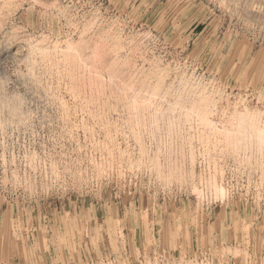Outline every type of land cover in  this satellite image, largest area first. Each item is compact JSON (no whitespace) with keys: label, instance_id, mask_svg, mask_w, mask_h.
Returning a JSON list of instances; mask_svg holds the SVG:
<instances>
[{"label":"rangeland","instance_id":"1","mask_svg":"<svg viewBox=\"0 0 264 264\" xmlns=\"http://www.w3.org/2000/svg\"><path fill=\"white\" fill-rule=\"evenodd\" d=\"M0 87V264H264V0H0Z\"/></svg>","mask_w":264,"mask_h":264},{"label":"bare ground","instance_id":"2","mask_svg":"<svg viewBox=\"0 0 264 264\" xmlns=\"http://www.w3.org/2000/svg\"><path fill=\"white\" fill-rule=\"evenodd\" d=\"M247 10H248V9H247ZM97 34H98V33H97ZM98 37H100L99 34H98ZM100 38H101V37H100ZM101 40L103 41V39H101ZM100 42H101V41H100ZM94 43H95V42H94ZM104 44H105V43H104ZM71 45H72V44H71ZM71 45H70V46H71ZM91 45H92V43H91ZM93 45H94V44H93ZM93 45H92V46H93ZM105 45H106V44H105ZM70 46L68 45V46H66V47L69 48ZM95 46H96V45H95ZM103 46H104V45H103ZM103 46H102V47H103ZM66 47H65V48H66ZM104 47H105V46H104ZM99 48H100V47H99ZM105 48H106V50L108 49L107 46H106ZM63 49H64V48H63ZM63 49H62V50H63ZM86 49H89V51H90V48L87 47ZM93 49H94V48H93ZM96 49H97V47H96ZM62 50H61V52H63ZM68 50H70V49H67L66 51H68ZM71 50H72V48H71ZM97 50H98V49H97ZM103 50H104V49H103ZM108 50H109V49H108ZM64 51H65V50H64ZM66 51H65V55H66ZM89 51L87 50V53H89ZM91 51H92V49H91ZM94 51H96V50H94ZM114 51L116 52L117 49H116V50H113V53H115ZM118 51H119V50H118ZM68 52H69V51H68ZM85 52H86V50H85ZM85 52H84V54H85ZM92 52H93V51H92ZM92 52H91V53H92ZM101 52H103V51H101ZM104 52H105V50H104ZM95 53H96V52H94L93 54L95 55ZM97 53H98V52H97ZM106 53H107V52H106ZM118 53H119V52H118ZM118 53H116V54H118ZM58 54H59V53H58ZM73 54H75V53H73ZM77 54H78V53H77ZM93 54H92V55H93ZM107 54H108V53H107ZM56 55H57V54H56ZM75 55H76V54H75ZM92 55H91V56H92ZM101 55H102V54H101ZM103 55H104V53H103ZM57 56H58V55H57ZM85 56H86V55H84V57H85ZM87 56L89 57V59H88L87 57H86V58H82V59H84V60H85V59H88V60H89V63H91V62H90V56H89V54H88ZM96 56H98V55H96ZM96 56H94V58H95ZM106 56H108V55H106ZM111 56L114 58L113 54H112ZM61 57H62V56H61ZM79 57H82L81 54L79 55ZM99 57H100V54H99ZM103 57H104V56H103ZM103 57H102V58H103ZM118 57H119V56H118ZM118 57L115 56V58H118ZM53 58H55V57H53ZM58 58H60V57H58ZM63 58H64V57H62V61H63ZM65 58H66V59H65ZM65 58H64L65 63H67V65H66L65 68L68 70V72H65L66 69L64 68V69H65V70H64V73H68V74H69L68 77L70 76L69 79L71 78V79L73 80V83H74L75 87H74V85H73V86L71 85V86H72V89H70V88H69V89H70V90H73V91H71V92H73V93L76 94L77 92H79V90H78L77 88H78L79 86L82 85V84L79 85L78 82H79L80 80H82V79H80V80L77 79L76 77H78V76H76L75 74L78 73L79 70H78V71H76V70H77L78 66H80L82 63H80V65L78 64V60H79V59H76V57H75L74 55H72V51H71V54H70V52H69V53L66 55ZM77 58H78V57H77ZM115 58H114V59H115ZM119 58H120V57H119ZM50 59H51V58H50ZM55 59H56V58H55ZM82 59H80V60H82ZM103 59H104V58H103ZM103 59H102V60H103ZM108 59H110V58L107 57V59H105V61H107V62H104V63H107V64H108V61H109ZM111 59H112V58H111ZM114 59H113V60H114ZM51 60H53V59H51ZM56 60L59 61V59H56ZM56 60H55V61H56ZM60 60H61V59H60ZM88 60H87V61H88ZM91 60H92V59H91ZM99 60H100V59H99ZM115 60H116V59H115ZM118 60H119V59H118ZM49 61H50V60H49ZM53 61H54V60H53ZM55 61H54V62H55ZM57 61H56V62H57ZM82 61H83V60H82ZM95 61H96V59H95ZM97 61H98V60H97ZM110 61H111V60H110ZM47 62H48V61H47ZM63 62H64V61H63ZM63 62H62V63H63ZM80 62H81V61H80ZM83 62H84V61H83ZM93 62H94V60H93ZM102 62H103V61H102ZM111 62H112V61H111ZM111 62H110V63H111ZM114 62H115V61H114ZM50 63H51V62H50ZM62 63H58V64L63 65ZM87 63H88V62H87ZM89 63H88V66H90V67H91V65L93 66V63L90 64V65H89ZM96 63H97V62H96ZM98 63H99V62H98ZM110 63H109V66H111L113 62L111 63V65H110ZM117 63H118V61H117ZM117 63H116V64H117ZM56 64H57V63H56ZM85 64H86V63H83L81 66L83 67ZM94 64H95V63H94ZM100 64H101V62H100ZM33 65H35V64H33ZM48 65H49V64H48ZM51 65H52V63H51ZM51 65H50V66H51ZM54 65H55V64H54ZM64 65H65V64H64ZM98 65H99V64H98ZM103 65H104V64H103ZM52 66H53V65H52ZM88 66H87V69H88ZM99 66H101V65H99ZM99 66H98V67H99ZM33 67H35V66H33ZM56 67H57V66H56ZM60 67H61V66H60ZM82 67H79L80 70L82 69ZM90 67H89V68H90ZM113 67H114V64H113ZM36 68H37V67H36ZM48 68H50V67H48ZM79 68H78V69H79ZM85 68H86V67H84V69H85ZM93 68H94V67H92V69H93ZM102 68H104V66L101 67L100 69H102ZM111 68H112V67H111ZM33 69H34V68H33ZM33 69L30 68V70H33ZM92 69H90V71H91ZM95 69H97V68H96V67L94 68V72H95ZM104 69H105V68H104ZM104 69H103V70H104ZM108 69H109V67H108ZM61 70H62V69H61ZM61 70H60V71H61ZM82 70H83V69H82ZM82 70H81V71H82ZM88 70H89V69H88ZM103 70H99V71H103ZM110 70H111V69H110ZM33 71H34V70H33ZM56 71H57V69H56ZM81 71H80V72H81ZM90 71H88L87 73H90ZM92 71H93V70H92ZM111 71H112V70H111ZM111 71H110V72H111ZM31 72H32V71H31ZM31 72H30V74H31ZM76 72H77V73H76ZM94 72H93L94 76H93V75L89 76V77H90L89 80L92 81L93 79H95V81L97 82V80H98V78L100 77V75H98L99 72H95V73H94ZM105 72H106V71H105ZM108 72H109V70H108ZM51 73H53L52 69H51ZM51 73H50V74H51ZM55 73H56V72H55ZM59 73H60V72H59ZM59 73H58V74H55V75L57 76V75H59ZM62 73H63V71H62ZM100 73H101V75L103 74L102 72H100ZM41 74H42V73H41ZM53 74H54V73H53ZM78 74H81V73H78ZM82 74H83V73H82ZM82 74H81V75H82ZM84 74H85V73H84ZM84 74H83V75H84ZM90 74H92V72H91ZM107 74H108V73H107ZM110 74L112 75V72H111ZM115 74H116V71H115ZM27 75H29V74H27ZM42 75H43V74H42ZM66 75H67V74H66ZM66 75H65V76H66ZM96 75H98L99 77H98V76L95 77ZM116 75H119V74H116ZM116 75H115V76H116ZM34 76H35V75H34ZM36 76H39V75L37 74ZM40 76H41V75H40ZM51 76H52V74H51ZM61 76H63V75H61ZM85 76H86V75H85ZM107 76H108V75H107ZM121 76H122V75H121ZM42 77H43V76H42ZM53 77H54V76H53ZM58 77H59V76H58ZM89 77H88V78H89ZM102 77H104V75H103ZM102 77H101V78H102ZM109 77H110V76H109ZM112 77H114V76H112ZM112 77H111V79H113ZM117 77H118V76H117ZM117 77H116V79L119 80ZM27 78H30V75H29V77H27ZM39 78H40V77H39ZM54 78H55V77H54ZM59 78H62V79H63V77H59ZM82 78H84V77H82ZM88 78H87V80H88ZM31 79H32V78H31ZM35 79H36V77H35ZM37 79H38V78H37ZM65 79H68V78H65ZM99 79H100V78H99ZM104 79H105V78H104ZM104 79H103V80H104ZM114 79H115V78H114ZM121 79H122V78H121ZM28 80H29V79H28ZM32 80H33V79H32ZM32 80H31V82H32V84H33V81H34V80H33V81H32ZM39 80H40V79H39ZM44 80H45V79H44ZM60 80H61V79H60ZM60 80L58 79L59 83H61ZM78 80H79V81H78ZM105 80H106V79H105ZM107 80H109V79H107ZM36 81H37V80H36ZM42 81H43V80H42ZM58 81H57V85H58ZM61 81H62V80H61ZM63 81H64V80H63ZM85 81H86V79H85ZM91 81H89V82H91ZM34 82H35V81H34ZM37 82H38V81H37ZM40 82H41V81H40ZM45 82H47V81H45ZM64 82H66V81H64ZM69 82H70V81L68 80V83H69ZM82 82H83V81H82ZM86 82H87V81H86ZM93 82H94V81H93ZM93 82H92V83H93ZM100 82H101V81H100ZM100 82H98V83H100ZM106 82H108V81H106ZM115 82H118V81L115 80ZM125 82H126V81H125ZM24 83H25V82H24ZM38 83H39V82H38ZM70 83H72V82H70ZM84 83H85V82H84ZM101 83H103V82H101ZM104 83H105V81H104ZM104 83H103V84H104ZM109 83H110V82H109ZM118 83H119V82H118ZM121 83H122V82H121ZM121 83H119V85H118V84H116V85L119 86V88H120V84H121ZM32 84H30V85H32ZM49 84H50V83H49ZM63 84H64L65 87H66V84H65V83H63ZM94 84H95V83H94ZM110 84H111V83H110ZM124 84H126V83H124ZM124 84L122 83L123 86H124ZM33 85H34V84H33ZM35 85H37V84H35ZM35 85H34V86H35ZM42 85H43V82H42ZM44 85H46V84H44ZM64 85H63V86H64ZM68 85H69V86H68ZM83 85H84V84H83ZM96 85H98V84L96 83ZM105 85H106V84H105ZM107 85H108V84H107ZM112 85H114V84H112ZM122 85H121V86H122ZM38 86H39V85H38ZM38 86H37V87H38ZM40 86H41V85H40ZM49 86H50V85H49ZM51 86H52V85H51ZM53 86H54V85H53ZM67 86H68V87H71L70 84H67ZM85 86H86V85H85ZM89 86H90V85H89ZM92 86H93V85H92ZM102 86H103V85H102ZM114 86H115V85H114ZM25 87H26V86H25ZM28 87H29V86H28ZM28 87H27V88H28ZM30 87L32 88V86H30ZM37 87H36V88H37ZM46 87H47V86H46ZM46 87H45V89H47ZM60 87H61V84H60ZM65 87H64V89H65ZM73 87H74V88H73ZM86 87H88V86H86ZM96 87H97V86H96ZM98 87H99V86H98ZM98 87H97V88H98ZM112 87H113V86H112ZM126 87H127V86H126ZM33 88L36 90L35 87H33ZM39 88H40L41 90H43V92H45V93L47 92L46 90H44V87L42 88V86H41V87H39ZM49 88H50V87H49ZM80 88H82V87H80ZM113 88H114V87H113ZM123 88H124V87H123ZM127 88H128V87H127ZM56 89H57V88H56ZM61 89H62V88H61ZM88 89H89V88H88ZM90 89H91V88H90ZM109 89H110V88H109ZM114 89H115V91H116V87H115ZM121 89H122V87H121ZM121 89L117 90V92L119 91L120 94H121V92H122L123 90L125 91V88H124V89L120 92ZM0 90H1V87H0ZM2 90H3V89H2ZM41 90H40V91H41ZM50 90H51V89H50ZM54 90H55V89H54ZM54 90H53V92H54ZM58 90H59V88H58ZM67 90H68V89H67ZM70 90H69L68 92H70ZM82 90H83V89H82ZM82 90H81V91H82ZM91 90H92V92H94V91H93L94 88H92ZM98 90H99V88H98ZM100 90H101V89H100ZM103 90H104V89L102 88L101 91H103ZM105 90H106V87H105ZM107 90H108V88H107ZM126 90H127V89H126ZM48 91H49V90H48ZM83 91H84V90H83ZM85 91H87V90H85ZM89 91H90V90H89ZM111 91H113V90H111ZM115 91H113V93H114ZM3 92H5V91H3ZM30 92H31V91H30ZM32 92H34V91H32ZM37 92H38V91H37ZM37 92H36V93H37ZM95 92H96V91H95ZM97 92H99V91H97ZM107 92H108V91H107ZM109 92H110V90H109ZM125 92H126V91H125ZM132 92H133V91H132ZM0 93H1V91H0ZM5 93H6V92H5ZM36 93H35V94H36ZM45 93H44V94H45ZM50 93H51V91H50ZM54 93H55V92H54ZM83 93H84V92H83ZM83 93H82V94H83ZM90 93H91V92H90ZM102 93H103V92H102ZM104 93H106V92H104ZM119 93H117V94H119ZM134 93H135V94L133 95V97L135 98V96H136L137 94H136V92H134ZM30 94H32V93H30ZM38 94L40 95V93H38ZM38 94H36V95H38ZM52 94H53V93H52ZM58 94H59V93H58ZM70 94H71V93H70ZM70 94H69V95H70ZM80 94H81V93H80ZM82 94H81V95H82ZM84 94H85V93H84ZM84 94H83V95H84ZM87 94H88V93H87ZM92 94H93V93H92ZM96 94H97V93H96ZM111 94H112V93H111ZM120 94H119V95H120ZM122 94L125 95L124 92H123ZM131 94H133V93H131ZM4 95H5V94H4ZM32 95H33V94H32ZM45 95H46V94H45ZM54 95H55V94H54ZM77 95H79V94H77ZM89 95H90V94H89ZM89 95H88V96H89ZM103 95H104V94H103ZM103 95H102V96H103ZM114 95H115V94H114ZM5 96L7 97V95H5ZM10 96H11V95H10ZM33 96H34V95H33ZM33 96H32V97H33ZM41 96H42V95H41ZM46 96H47V95H46ZM49 96H50V95H49ZM71 96H72V95H71ZM71 96H70L69 98H71ZM84 96H85V95H84ZM102 96H101V97H102ZM105 96H106V95H105ZM3 97H4V96H3ZM47 97H48V96H47ZM51 97H52V96H51ZM72 97H73V96H72ZM91 97H93V95H92ZM94 97H95V96H94ZM110 97H111V95H110ZM112 97H113V96H112ZM114 97H115V96H114ZM129 97L132 98L130 95H129ZM129 97H128V99H129ZM136 97H137V96H136ZM13 98H14V97H13ZM13 98H10V100H11V99L13 100ZM37 98H38V97H37ZM39 98H40V97H39ZM41 98H42V97H41ZM41 98H40V99H41ZM48 98H49V97H48ZM56 98L58 99V97H56ZM56 98H55V99H56ZM74 98H75V95H74ZM76 98H77V96H76ZM76 98H75V99H76ZM82 98L84 99L83 96H82ZM86 98H87V97H86ZM108 98H109V97H108ZM115 98H116V97H115ZM120 98L122 99L121 96H119V99H120ZM138 98H139V97H138ZM138 98L133 99V100L131 101L130 105H129V103H128L129 106H124V104H123L124 102H123V101H121V102H123V103H120L121 105L123 104L124 107H128L129 110L131 109V113H132V115L135 116V117L138 116L139 113H140V112L138 111V108H139L140 106H138V103L135 101V100L138 99ZM0 99H1V98H0ZM4 99H5V98H4ZM6 99H8V97H7ZM14 99H15V98H14ZM16 99H17V97H16ZM18 99H19V98H18ZM21 99L24 100L25 98H24V99L21 98ZM21 99H20V101H21ZM52 99H54V98L52 97ZM87 99H88V98H87ZM89 99H90V97H89ZM89 99H88V100H89ZM102 99H104V98L102 97ZM110 99H112V98H110ZM113 99H114V98H113ZM36 100H37V99H36ZM45 100H46V98H45ZM49 100H50V102L52 103V101H51L50 98H49ZM58 100H59V99H58ZM58 100H57V101H58ZM60 100H61V99H60ZM72 100H74V99H72ZM76 100H77V101H81V100H78V99H76ZM88 100H87V101H88ZM95 100H96V98H95ZM104 100H105V99H104ZM104 100H103V101H104ZM115 100H116V99H115ZM138 100H139V102H141V101H140L141 99H138ZM3 101L6 102L5 100H3ZM15 101H16V100H15ZM41 101H43V99H42ZM53 101H54V100H53ZM63 101H64V100H63ZM83 101H84V100H83ZM83 101H81V102H83ZM90 101H91V99H90ZM98 101H99V100H98ZM98 101H96V102L98 103ZM105 101H106V100H105ZM107 101H110V100H107ZM129 101H130V99H129ZM147 101H148V100H147ZM4 102H3L2 104H4ZM7 102H9V99H8ZM11 102H12V101H11ZM17 102H19V101H17ZM17 102H15V103H16V107H18L17 104H19V103H17ZM43 102H44V101H43ZM46 102H47V101H46ZM50 102H47V103H50ZM55 102H56V101H55ZM61 102H62V100H61ZM81 102H80V103H81ZM85 102H86V101H85ZM85 102H84V103H85ZM94 102H95V101H94ZM100 102H101V100H100ZM111 102H112V101H111ZM111 102H109V103H111ZM115 102H116V101H115ZM115 102L112 104V106L115 105ZM142 102H144V101H142ZM23 103H24V102L22 101V104H23ZM53 103H54V102H53ZM57 103H58V102H57ZM66 103H67V102H66ZM71 103H72V102H71ZM86 103H87V102H86ZM86 103H85V105H86ZM109 103H108V104H109ZM118 103H119V101H118ZM12 104H14V103H12ZM24 104H25V103H24ZM26 104H27V103H26ZM41 104H42V103H41ZM45 104H46V103H45ZM73 104H74V103H73ZM73 104H72V105H73ZM76 104H77V103H76ZM93 104H94V103H93ZM141 104L143 105V103H141ZM152 104H153V103H152ZM9 105H10V104H9ZM19 105H20V104H19ZM49 105H50V104H49ZM51 105H52V104H51ZM59 105H60V104H59ZM63 105H64V104L62 103V108H63ZM74 105H75V104H74ZM77 105H78V104H77ZM77 105H76V107H77ZM80 105H81V104H80ZM82 105H83V104H82ZM85 105H84V106H85ZM90 105H91V106H94V105H96V104L92 105V103H91ZM105 105H106V104H105ZM110 105H111V104H110ZM110 105H109V106H110ZM118 105H119V104H118ZM118 105L116 104V106H118ZM142 105H141V106H142ZM145 105H147V103H145ZM3 106H4V105H3ZM20 106H21V105H20ZM47 106H48V105H47ZM60 106H61V105H60ZM84 106H83V107H84ZM87 106H88V104H87ZM87 106H86V108H87ZM148 106H149V105H148ZM150 106H151V104H150ZM5 107H7V108H8V107L11 108V113H10V115H14V116H12L13 119H14V117H18V116H20V115L22 114V112L24 111L22 108H19V110L22 109V112H20L19 115H18V112H16V111L14 110V107H13V106H5ZM16 107H15V108H16ZM43 107H44V106H43ZM50 107H51V106H50ZM57 107H58V106H57ZM66 107H67V106H66ZM69 107H70V106H69ZM73 107H74V106H73ZM80 107H81V106H80ZM83 107H82V108H83ZM89 107H90V106H89ZM124 107H122V108H124ZM144 107H145V106H144ZM156 107H157V106H156ZM23 108H24V107H23ZM28 108H29V107H28ZM36 108H37V107H36ZM46 108H47V107H46ZM46 108H45V109H46ZM48 108H49V107H48ZM53 108H54V107H53ZM67 108H68V107H67ZM92 108H93V107H92ZM100 108H101V106H100ZM100 108H99V109H100ZM105 108H108V107L106 106ZM153 108H155V107L153 106ZM153 108H151V110H152ZM3 109H4V108H2V110H3ZM24 109H25V108H24ZM45 109H44V111H45ZM54 109H55V108H54ZM59 109H61V107H60ZM83 109L86 110L85 107H84ZM96 109H97V108H96ZM96 109H94V110L96 111ZM102 109H103V108H102ZM102 109H101V110H102ZM120 109H121V106H120ZM124 109H125V108H124ZM139 109H140V108H139ZM146 109H147V108H146ZM157 109H158V108H157ZM6 110H7V109H6ZM6 110H5V111H6ZM9 110H10V109H9ZM17 110H18V108H17ZM25 110H26V109H25ZM41 110H42V109H41ZM47 110H48V109H47ZM50 110H51V108H50ZM55 110H56V109H55ZM61 110H63V109H61ZM65 110H66V109H65ZM69 110H70V108H69ZM77 110H78V109H77ZM89 110H90V108H89ZM101 110H100V111H101ZM113 110H114V109H113ZM118 110H119V109H118ZM153 110H155V109H153ZM20 111H21V110H20ZM42 111H43V110H42ZM42 111H41V112H42ZM44 111H43V112H44ZM56 111H57V110H56ZM72 111H73V110H72ZM72 111H71V112H72ZM79 111H81V110H79ZM86 111H88V110H86ZM91 111H92V109H91ZM97 111H98V109H97ZM97 111H96V112H97ZM115 111H116V110H115ZM119 111H121V110H119ZM142 111H143V110H142ZM145 111H146V110H145ZM145 111H143V112H145ZM147 111H148V109H147ZM0 112H1V111H0ZM8 112H9V111H8ZM25 112H28V110L25 111ZM31 112H32V111H31ZM43 112H42V113H43ZM51 112H52V111H51ZM53 112H54V110H53ZM57 112H58V111H57ZM106 112H107V111H106ZM112 112H113V111H112ZM124 112H126V111H124ZM28 113H30V112H28ZM49 113H50V112H49ZM55 113H56V112H55ZM59 113H61V112H59ZM59 113H58V114H59ZM66 113H67V110H66ZM66 113L63 112L64 116H66V115L68 114V113H67V114H66ZM72 113H73V112H72ZM80 113H81V112H80ZM91 113H92V112H90V114H91ZM100 113H101V112H100ZM104 113H105V110H104ZM110 113H111V111H110ZM110 113H109V114H110ZM117 113H118V112H117ZM128 113H129V112H128ZM141 113H142V112H141ZM141 113H140V114H141ZM23 114H24V117L26 118L25 113H23ZM23 114H22V116H23ZM45 114H48V113H45ZM81 114H82V113H81ZM84 114H85V112H84ZM92 114H93V113H92ZM97 114H98V113H97ZM115 114H116V113H115ZM119 114H120V113H119ZM124 114H125V113H124ZM7 115H8V114H7ZM7 115H6V116H7ZM32 115H34V114H32ZM49 115H50V114H49ZM68 115H70V113H69ZM73 115H74V113H73ZM75 115H77V114H75ZM99 115H100V114H99ZM116 115H117V114H116ZM120 115H121V117H123V116H122V112H121ZM125 115H126V114H125ZM129 115H130V114H129ZM129 115H128V116H129ZM4 116H5V115H4ZM27 116L29 117V114H28ZM42 116H43V115H42ZM45 116H46V115H45ZM62 116H63V115H62ZM62 116H59V117L61 118ZM64 116H63V117H64ZM82 116H83V114H82ZM85 116H86V115H85ZM104 116H105V115H104ZM126 116H127V115H126ZM130 116H131V115H130ZM9 117H10V116H9ZM47 117H48V116H47ZM47 117H46V118H47ZM57 117H58V116H57ZM63 117H62V119H63ZM72 117H74V119H75V118L77 119V117H75V116H72ZM79 117H81V116H79ZM101 117H102V115H101ZM110 117H112V115H111ZM124 117H125V116H124ZM135 117H134V118H135ZM7 118H8V117H6V119H7ZM25 118H24V120H25ZM40 118H42V117H40ZM49 118H50V117H49ZM65 118H67V117H64V119H65ZM85 118H86V117H85ZM88 118H89V117H88ZM98 118H99V117H98ZM102 118H103V117H102ZM106 118H107V117H106ZM108 118H109V116H108ZM114 118H115V117H114ZM131 118H132V116H131ZM136 118H137V117H136ZM4 119H5V117H4ZM6 119H5V122H6ZM17 119H19V121H22V120H23V118H22V120H21V116H20V118L18 117ZM17 119H16V120H17ZM43 119H44V118H43ZM43 119H42V120H43ZM54 119H55V118H54ZM69 119H70V118H69ZM72 119H73V118H72ZM95 119H96V118H94V120H95ZM111 119H112V118H111ZM111 119H110V120H111ZM122 119H123V118H122ZM122 119H121V120H122ZM125 119H126V117H125ZM128 119H129V118H128ZM138 119H139V117H138ZM10 120H11V119H10ZM28 120L34 121V120H32L31 118H30V119L27 118V121H28ZM57 120H58V119H57ZM81 120H82V119H81ZM99 120H100V119H99ZM133 120H134V119H133ZM139 120H140V119H139ZM0 121H1V120H0ZM2 121H3V119H2ZM8 121H9V120H8ZM19 121H17V122H19ZM27 121H26V122H27ZM31 121H28V122H31ZM43 121H44V120H43ZM55 121H56V120H55ZM68 121H69V120H67V122H68ZM70 121H71V123H72V120H70ZM70 121H69V122H70ZM91 121H92V117H91ZM95 121H96V120H95ZM115 121L117 122V119H116ZM118 121H119V120H118ZM134 121H135V120H134ZM134 121H132V122H134ZM10 122H11V121H10ZM12 122H13V121H12ZM17 122H15V123H17ZM41 122H42V121H41ZM51 122H52V121H51ZM64 122H65V120H64ZM69 122H68V124H70ZM83 122H84V120H83ZM97 122H98V121H97ZM102 122H103V121H102ZM109 122H110V121H109ZM116 122H115V123H116ZM119 122H120V121H119ZM136 122H137V119H136ZM136 122H135V123H136ZM15 123H14V124H15ZM20 123H22V122H19V124H20ZM23 123H24V126L27 125V123H25V122H23ZM44 123H45V121H44ZM47 123H48V122H47ZM61 123H62V121H61ZM98 123H99V122H98ZM98 123H96V124H98ZM104 123H105V121H104ZM112 123H114V122H112ZM115 123H114V125H115ZM122 123H123V122H122ZM9 124H11V123H9ZM9 124L6 123L5 126L7 127V125H9ZM48 124L51 125V123H48ZM65 124H66V122H65ZM74 124H75V121H74ZM74 124H73V125L70 124V125L74 126ZM77 124H78V123H77ZM87 124H88V123H87ZM93 124H94V122H93ZM93 124H92V125H93ZM102 124H103V123H102ZM105 124H106V123H105ZM107 124H108V123H107ZM119 124H120V123H119ZM2 125H3V123H2ZM12 125H13V124H12ZM29 125H30V124H29ZM29 125H28V126H29ZM33 125H34V124H33ZM45 125H46V124H45ZM56 125H58V124H56ZM62 125H63V124H62ZM10 126H11V125H10ZM15 126H16V125H15ZM15 126H14V127H15ZM30 126H31V125H30ZM64 126H65V125H63V129H64ZM83 126H87V125H86V124H85V125L83 124ZM94 126L97 127V125H94ZM102 126H104V125H102ZM102 126H101V127H102ZM133 126H134V125H133ZM8 127H9V126H8ZM11 127H12V126H11ZM11 127H10V128H11ZM14 127H13V128H14ZM18 127H20V126H18ZM58 127H59L60 129H62V128H61L62 126H61V127L58 126ZM65 127L68 128L69 126L67 127V125H66ZM104 127H105V126H104ZM106 127H107V126H106ZM108 127H109V126H108ZM110 127H112V126H110ZM116 127H117V126H116ZM263 127H264V126H263ZM15 128L18 129L17 127H15ZM29 128H30V127H29ZM32 128H33V127H32ZM77 128H78V127H77ZM90 128H93V127L91 126V123H90ZM118 128H119V126H118ZM5 129H6V128H5ZM16 129H15V130H16ZM24 129H25V128H24ZM81 129H83V127H82ZM84 129H86V128H84ZM88 129H89V127H88ZM93 129H95V127H94ZM97 129H98V128H97ZM97 129H96V131H97ZM108 129H110V128H108ZM1 130H2V129H1ZM6 130H7V129H6ZM19 130H20V129H19ZM29 130H31V128H30ZM66 130H67V129H66ZM69 130H71V129H69ZM74 130H75V128L73 129L72 132H74ZM76 130H77V129H76ZM76 130H75V131H76ZM106 130H107V129H106ZM115 130H116V129H115ZM117 130H120V129H117ZM24 131H25V130H24ZM60 131H61V130H60ZM63 131H64V130H63ZM67 131H68V130H67ZM82 131H83V130H82ZM85 131H86V132H89L90 130L87 131V129H86ZM91 131H92V130H91ZM96 131H95V134H96ZM102 131H103V130H102ZM107 131H108V130H107ZM107 131H106V133H105V132H104V133H105V134H108V133L110 132V131H108V132H107ZM112 131H113V130H112ZM7 132H8V131H7ZM18 132H19V131H18ZM29 132H30V131H29ZM76 132H77V131H76ZM92 132H93V131H92ZM99 132H100V131H99ZM65 133H66V131H65ZM67 133H68V132H67ZM69 133H70V132H69ZM82 133L84 134V132H82ZM93 133H94V132H93ZM102 133H103V132H102ZM104 133H103V134H104ZM111 133H112V132H111ZM111 133H110V134H111ZM1 134H2V132H1ZM4 134H6V133H4ZM11 134H12V133H11ZM75 134H76V133H75ZM77 134H78V133H77ZM87 134H88V133H87ZM90 134H92V133L89 132L88 135L91 136ZM114 134H117V133H114ZM258 134H259V136L262 137V136L264 135V128H263V129L260 128L259 131H258ZM59 135H60V132H59ZM62 135H63V133H62L60 136H62ZM78 135H79V134H78ZM93 135H94V134H92V136H93ZM98 135H100V134L98 133ZM98 135H97V136H98ZM60 136H59V137H60ZM75 136H76V135H75ZM106 136H107V135H106ZM110 136H111V135H110ZM115 136H116V135H115ZM1 137H2V136H1ZM8 137H9V136H8ZM77 137H79V136H77ZM87 137H88V136H87ZM107 137H109V136H107ZM107 137H106V139H107ZM111 137H112V136H111ZM111 137H110V138H111ZM75 138H76V137H75ZM88 138H89V137H88ZM91 138H92V137H91ZM71 139H72V138H71ZM89 139H90V138H89ZM108 139H109V138H108ZM113 139H115V137H113ZM63 140H64V139H63ZM66 140H68V139L66 138ZM72 140H73V139H72ZM76 140H77V139H76ZM68 141H69V140H68ZM73 141H75V140H73ZM94 141H95V140H94ZM112 142H113V141H112ZM112 142H111V143H112ZM1 143H2V142H1ZM95 143H96V142H95ZM99 143H100V142H99ZM102 143H103V142H102ZM102 143H101V144H102ZM104 143H105V142H104ZM104 143H103V144H104ZM109 143H110V141H109ZM101 144H100V145H101ZM106 144H107V143H106ZM113 144L115 145V143H113ZM97 145H98V144H97ZM97 145H95V146H97ZM114 145H113V146H114ZM77 146H78V145H77ZM106 146H107V145H106ZM115 146H116V145H115ZM100 147H101V146H99V148H100ZM109 147H110V146H108V148H109ZM111 147H112V144H111ZM116 147H118V146H116ZM104 148H105V147H104ZM100 149H101V148H100ZM100 149H99V150H100ZM109 149H110V148H109ZM111 149H112V148H111ZM111 149H110V150H111ZM102 150H103V149H102ZM102 150H100V151H102ZM105 150H106V148H105ZM113 150L115 151V149H113ZM107 151H108V150H107ZM107 151H104V152L107 153ZM102 152H103V151H102ZM102 152H101V154H102ZM112 152H113V151H112ZM116 152H117V150H116ZM118 152H119V149H118ZM108 153H109V151H108ZM108 153H107V154H108ZM113 153H114V152H113ZM120 153H121V152H120ZM109 154H111V152H110ZM121 154H122V153H121ZM104 155H105V154H104ZM112 155H113V154H112ZM112 155H111V156H112ZM118 155H119V154H118ZM61 158H62V157H61ZM32 159H33V158H32ZM48 160H49V159H48ZM29 161H30V160H29ZM33 161H34V160H33ZM61 161H62V160H61ZM63 161H64V160H63ZM49 162H50V161H49ZM51 162H52V161H51ZM53 162H54V161H53ZM53 162H52V163H53ZM52 163H51V164H52ZM29 165H30V164H29ZM48 165H49V164H48ZM53 166H55V165L52 164L51 167H53ZM93 166H94V165H93ZM28 167H29V166H28ZM36 167H37V166H36ZM95 167H99V166H96V165H95ZM47 168H48V167H47ZM54 169H56V168H54ZM33 170H35V166H34V169H33ZM51 170H52V168H51ZM46 171H47V170H46ZM46 171H45V172H46ZM49 171H50V170H49ZM32 173H33V172H32ZM43 173H44V172H43ZM57 173H59V172H57ZM42 175H43V174H42ZM55 175H56V173L53 174L52 176H55ZM56 176H57V175H56ZM57 179H58V178H57Z\"/></svg>","mask_w":264,"mask_h":264}]
</instances>
